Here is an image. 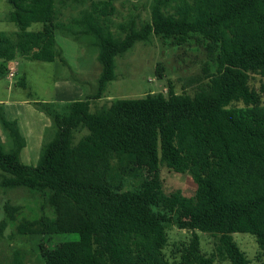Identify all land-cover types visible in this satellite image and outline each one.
<instances>
[{
	"label": "trees",
	"instance_id": "trees-1",
	"mask_svg": "<svg viewBox=\"0 0 264 264\" xmlns=\"http://www.w3.org/2000/svg\"><path fill=\"white\" fill-rule=\"evenodd\" d=\"M7 1L17 31H0V76L17 57H60L56 0ZM164 2H154L140 28L131 21L124 36L110 29V1L92 2L74 25L63 27L93 38L102 72L92 97L74 100L65 112L44 105L57 129L36 165L20 160L25 139L0 108L12 140L9 149L0 145V187L48 190L55 212L53 220L21 221L18 233L79 235L52 247L39 243L43 264H215L197 231L219 234L218 250L230 264L250 263L233 234L251 233L264 259V0ZM36 23L42 27L30 29ZM153 35L178 44L195 38L215 69L208 62L193 93H177L169 84L166 93L118 98L92 112L90 99L101 98L116 77L115 58ZM251 75L261 77L258 88ZM81 127L88 132L75 143ZM161 166L190 174L194 195L166 194ZM19 209L4 205L0 236ZM170 225L192 235L168 256Z\"/></svg>",
	"mask_w": 264,
	"mask_h": 264
},
{
	"label": "rangeland",
	"instance_id": "rangeland-1",
	"mask_svg": "<svg viewBox=\"0 0 264 264\" xmlns=\"http://www.w3.org/2000/svg\"><path fill=\"white\" fill-rule=\"evenodd\" d=\"M110 1L113 12L109 16L110 29L124 36L134 21L135 27L150 20L151 9L156 0H56V22L63 25L56 31V43L60 57L54 61L29 60L17 57L7 62L8 70L0 76V108L8 120H16L26 145L20 152V160L25 164L36 165L42 147L52 139L56 132L53 115L44 105H53V109L65 112L66 106L74 100L92 97L98 88V79L102 72L98 60V48L88 35L74 37L63 27L74 25V19L80 18L84 10L90 9L92 2L102 5ZM163 1V0H162ZM166 1V0H164ZM177 0H167L166 4L175 5ZM170 9V6L167 7ZM11 5L0 0V31L12 34L17 26L10 20ZM125 26V30L122 28ZM41 24H33L30 29H40ZM210 64L204 46L195 38L187 42L174 43L172 38L153 35L149 41H139L126 53L115 58L116 77L104 90L99 99L91 98V111L106 107L118 98L141 97L149 93H166L171 84L177 93H193L196 89L195 78L203 76V69ZM11 73L13 75L11 76ZM261 77L251 75L250 83L258 88ZM264 105V96L262 97ZM238 107L244 105L237 103ZM86 128L74 131V142L87 134ZM0 145L6 149L12 146V140L0 121ZM160 176L163 191L166 194L181 191L185 196H193L196 183L188 173H177L161 166ZM50 192L37 191L25 186L0 187V222L5 218L4 205L18 206L16 220L0 236V264H43L38 251L39 243L52 247L57 243L79 239L76 233L56 235H29L17 231L21 221H34L47 217L55 218L53 207L49 204ZM168 246L165 253L171 256L181 243H186L192 231L170 225L167 229ZM202 250L213 256L215 264H230L218 250L219 234L197 231ZM234 241L245 252L250 263L264 264V259L255 235L247 232H235Z\"/></svg>",
	"mask_w": 264,
	"mask_h": 264
},
{
	"label": "built area",
	"instance_id": "built-area-1",
	"mask_svg": "<svg viewBox=\"0 0 264 264\" xmlns=\"http://www.w3.org/2000/svg\"><path fill=\"white\" fill-rule=\"evenodd\" d=\"M13 75V73H11V76Z\"/></svg>",
	"mask_w": 264,
	"mask_h": 264
}]
</instances>
